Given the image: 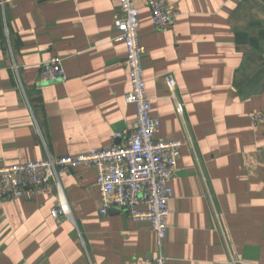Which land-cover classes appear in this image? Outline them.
<instances>
[{"label":"crops","instance_id":"1","mask_svg":"<svg viewBox=\"0 0 264 264\" xmlns=\"http://www.w3.org/2000/svg\"><path fill=\"white\" fill-rule=\"evenodd\" d=\"M166 1L173 25L161 30L134 0L157 136L186 142L162 247L150 221L103 214L96 168L78 165L60 178L71 218L52 216L54 183L0 199V264H142L160 252L167 264H264V126L250 118L264 109V0ZM118 11L119 0H0V166L108 148L132 127ZM53 56L67 79L43 82Z\"/></svg>","mask_w":264,"mask_h":264},{"label":"built area","instance_id":"2","mask_svg":"<svg viewBox=\"0 0 264 264\" xmlns=\"http://www.w3.org/2000/svg\"><path fill=\"white\" fill-rule=\"evenodd\" d=\"M151 11V23L157 29H168L173 25V14L166 0H144ZM119 32L118 39L126 46V58L130 71L131 89L125 99L136 109V120L126 131L114 134L108 148H93L89 152L46 157L26 163L0 166V199H19L29 192L31 196L50 193L51 184H56L58 206L52 210L57 220L71 218L69 205L64 200L61 175L78 165L97 170V185L100 188L102 208L107 214L112 207L126 210L137 221L148 220L157 233L160 247L168 231L170 201L173 197L171 180L183 145V140H166L157 136L159 118L153 116V102L147 94L144 78L143 56L145 48L140 40L141 25L139 10L134 0H119V11L114 16ZM40 78L43 82H59L67 79L62 58L53 56L40 63ZM17 71V65L14 63ZM18 80H21L18 77ZM170 95L176 98L177 82L173 75L165 77ZM177 110L183 115V104L177 101ZM251 122L264 126V109L253 111ZM120 142H117V140ZM188 141L192 142L191 135ZM228 264L243 261L232 256ZM142 264H167L162 252L146 258Z\"/></svg>","mask_w":264,"mask_h":264}]
</instances>
